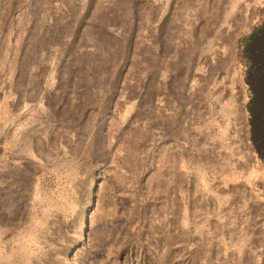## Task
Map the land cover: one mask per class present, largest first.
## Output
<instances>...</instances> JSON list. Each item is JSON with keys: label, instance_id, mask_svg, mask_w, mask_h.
<instances>
[{"label": "rangeland", "instance_id": "rangeland-1", "mask_svg": "<svg viewBox=\"0 0 264 264\" xmlns=\"http://www.w3.org/2000/svg\"><path fill=\"white\" fill-rule=\"evenodd\" d=\"M256 68L264 0H0V264H264Z\"/></svg>", "mask_w": 264, "mask_h": 264}, {"label": "flooded vegetation", "instance_id": "flooded-vegetation-1", "mask_svg": "<svg viewBox=\"0 0 264 264\" xmlns=\"http://www.w3.org/2000/svg\"><path fill=\"white\" fill-rule=\"evenodd\" d=\"M259 68V67H258ZM260 70V71H259ZM256 74V82H254L255 88H259V77L260 74L264 73V70L262 69H255ZM251 106H253V109L256 112L255 116L251 119V134H252V141L257 149V152L259 154V157L264 160V93L261 95L254 94L251 98Z\"/></svg>", "mask_w": 264, "mask_h": 264}, {"label": "trees", "instance_id": "trees-1", "mask_svg": "<svg viewBox=\"0 0 264 264\" xmlns=\"http://www.w3.org/2000/svg\"><path fill=\"white\" fill-rule=\"evenodd\" d=\"M87 233H88V231H87ZM88 236H89L88 234L85 236L86 237V239H85L86 241H88V239H89ZM76 245L72 246V248L69 249L68 251H66L63 247H61L62 249L58 252V254L63 256L64 258L66 257L68 262H71L72 259H75V260L79 261V258L81 257V254L83 253V251L81 250V248L78 249V246H76ZM55 256H56L55 253L48 254L46 260H44L45 264H58V261H54ZM92 258H94V257H92Z\"/></svg>", "mask_w": 264, "mask_h": 264}, {"label": "bare ground", "instance_id": "bare-ground-1", "mask_svg": "<svg viewBox=\"0 0 264 264\" xmlns=\"http://www.w3.org/2000/svg\"><path fill=\"white\" fill-rule=\"evenodd\" d=\"M130 110H127V111H125V113L122 115V120L123 121H125L126 120V118H128V116L130 115Z\"/></svg>", "mask_w": 264, "mask_h": 264}]
</instances>
